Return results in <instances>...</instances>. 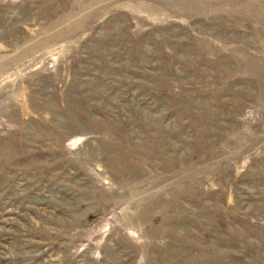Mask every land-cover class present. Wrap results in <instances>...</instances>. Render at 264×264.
<instances>
[{
  "label": "rangeland",
  "instance_id": "obj_1",
  "mask_svg": "<svg viewBox=\"0 0 264 264\" xmlns=\"http://www.w3.org/2000/svg\"><path fill=\"white\" fill-rule=\"evenodd\" d=\"M0 264H264V0H0Z\"/></svg>",
  "mask_w": 264,
  "mask_h": 264
}]
</instances>
